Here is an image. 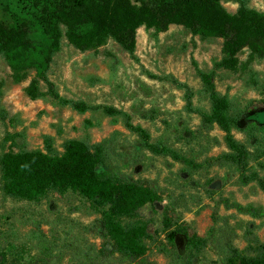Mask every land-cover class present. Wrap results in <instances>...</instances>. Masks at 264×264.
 <instances>
[{"label": "rangeland", "instance_id": "1", "mask_svg": "<svg viewBox=\"0 0 264 264\" xmlns=\"http://www.w3.org/2000/svg\"><path fill=\"white\" fill-rule=\"evenodd\" d=\"M245 1L249 8L264 13V0ZM220 3L229 13L238 12V0ZM10 7L8 0H0V21L5 24L11 23ZM135 55L137 61L112 39L95 49L81 50L65 36L48 76L63 96L122 109L135 124L148 130L154 141L184 150V144L177 140L179 134L185 129L205 127L200 115L186 108L185 91L170 79L187 84L193 92V106L209 111V98L195 63L203 71H211L223 58V39L194 35L183 24H170L163 31L141 26L137 29ZM238 58L237 67L217 71V90L229 98L234 111L257 115L264 108V56H257L253 47L247 45ZM19 74L16 76L9 62L0 57V108L8 114L5 122L0 119V142L6 130H24L29 149H42L46 134L55 137V146L60 151L69 138H86L93 143L107 140L108 158L99 170H109L128 180H141L160 194L159 204L148 205L142 211L144 217L152 219V232L157 240L149 245L145 264H185L157 250L159 242L171 248L168 233L178 228L175 224L165 227L166 215L186 223L201 237L208 234L217 218V228L240 249L247 245L244 234L248 223L254 222V232L264 242V220L235 209L227 210L219 203L227 198L242 205L264 206V193L255 184L243 185L233 167H212L186 178L181 164L144 150L137 136L121 123L112 125L109 118L98 113L93 118L99 119L101 126L86 129L84 121L92 118L90 113L79 114L49 99H32L27 91L36 78V69L29 67ZM40 89L45 90L43 82ZM204 131L211 140L209 144L205 137L201 143L206 146L204 156H216L227 150L224 132L217 125ZM234 135L245 140L240 132L234 131ZM213 138L220 143L215 145ZM99 218L87 200L72 192L28 202L5 197L0 191V262L118 264L115 255L101 259L104 245L99 237L102 230ZM181 243L182 235L176 239L177 248H181ZM177 248L173 251L180 253ZM109 250L106 248L105 253ZM222 256L219 242L211 243L194 264H222Z\"/></svg>", "mask_w": 264, "mask_h": 264}, {"label": "trees", "instance_id": "2", "mask_svg": "<svg viewBox=\"0 0 264 264\" xmlns=\"http://www.w3.org/2000/svg\"><path fill=\"white\" fill-rule=\"evenodd\" d=\"M238 3V12L231 14L220 0H8L11 23L0 21V57L9 62L16 76L29 67L36 69V78L27 91L32 99H49L79 114L90 113L92 118L84 121L86 129L101 126V121L93 118L100 113L112 125L121 123L137 136L144 150L181 164L186 178L212 167L229 166L238 171L243 185L255 184L264 193V174H261L264 172V108L257 115L234 111L229 98L217 90L215 83L217 71L237 67L238 55L245 46H252L257 56H264V13L249 8L245 0ZM170 24H183L194 35L223 39V58L211 71H203L195 63L209 98V111L193 106V92L187 84L170 79L185 91L186 108L199 114L205 127L185 129L179 134L177 140L184 144V150L154 141L149 131L135 124L122 109L63 96L48 76L65 36L81 50L95 49L112 39L137 61V29L146 26L163 31ZM40 82L45 85L44 91ZM7 118L6 110L0 108L1 121ZM214 125L224 132L223 144L227 150L216 156H204L206 146L201 143L205 137L211 142L204 129ZM234 131L242 133L245 140L237 139ZM213 139L215 145L220 143ZM106 141L93 143L86 138H69L60 151L55 146V137L46 134L42 149H29L24 130H6L0 142V191L5 197L28 202H40L50 194L79 195L100 215L99 237L104 245L101 259L106 260L110 254L116 256L118 264H145L149 245L157 240L152 232V219L144 217L142 211L148 205L159 204L160 194L141 180L124 179L109 170L100 171V165L108 158ZM219 203L227 210L235 209L240 214L264 220V206L242 205L227 198ZM215 219L208 234L201 237L186 223L166 215L165 227L175 224L178 228L168 233L171 248L159 242L157 250L185 264H194L211 243L219 242L222 264H264V242L255 234L254 222L248 223L244 234L247 245L240 249L217 228L219 220ZM180 235L181 248H177L176 239ZM106 248L110 249L107 254ZM176 248L180 253L173 251Z\"/></svg>", "mask_w": 264, "mask_h": 264}]
</instances>
